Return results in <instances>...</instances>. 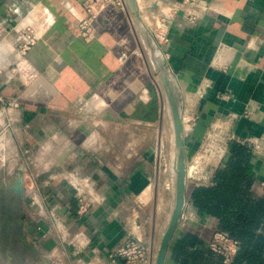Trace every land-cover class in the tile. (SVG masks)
Returning <instances> with one entry per match:
<instances>
[{"label":"crops","instance_id":"crops-1","mask_svg":"<svg viewBox=\"0 0 264 264\" xmlns=\"http://www.w3.org/2000/svg\"><path fill=\"white\" fill-rule=\"evenodd\" d=\"M84 1L0 0V204H12L0 207V264L14 261V235L34 264H126L110 253L127 240L147 248L137 264H156L176 204L173 164L161 159L163 76L183 91L188 175L205 146L210 160L240 143L264 182V0H205L206 12L183 0H126L97 15L90 41L78 35ZM174 4L159 46L148 19ZM28 27L37 42L22 55ZM188 180L166 264H180L174 251L186 233L208 252L216 231L189 197L211 179Z\"/></svg>","mask_w":264,"mask_h":264},{"label":"trees","instance_id":"trees-1","mask_svg":"<svg viewBox=\"0 0 264 264\" xmlns=\"http://www.w3.org/2000/svg\"><path fill=\"white\" fill-rule=\"evenodd\" d=\"M254 153L232 143L209 184L192 187L193 206L216 223V232L240 242L232 264H264V189L252 174ZM174 251L180 264H224L221 256L196 247L202 239L186 233Z\"/></svg>","mask_w":264,"mask_h":264},{"label":"built area","instance_id":"built-area-1","mask_svg":"<svg viewBox=\"0 0 264 264\" xmlns=\"http://www.w3.org/2000/svg\"><path fill=\"white\" fill-rule=\"evenodd\" d=\"M153 2L159 5L160 0H153ZM125 3L126 0H85L83 4L87 15L79 19L78 35L86 41L92 40L95 35L94 22L97 15L112 4L124 7ZM182 5H192L196 8V11L199 12H206L210 7L205 0H183ZM179 6V4L168 6L159 20L153 21L152 23L149 22L152 36L159 46L169 42V28L172 15L178 12ZM191 18L196 19L197 15L191 14ZM21 40L18 49L19 52L24 55L37 42L35 29L32 27L26 28L22 33ZM208 148L207 146L206 155L204 157L208 155ZM221 157H225L223 153L219 155V159ZM262 188L264 189V182L262 183ZM79 212L82 215L88 212V204L82 196H79ZM209 248L212 252L223 258L224 264H232L234 257L240 250V242L230 238L224 233L216 232L209 244ZM146 256L147 248L138 240H127L110 253V257L113 260H123L126 264H137L140 261H145Z\"/></svg>","mask_w":264,"mask_h":264},{"label":"rangeland","instance_id":"rangeland-1","mask_svg":"<svg viewBox=\"0 0 264 264\" xmlns=\"http://www.w3.org/2000/svg\"><path fill=\"white\" fill-rule=\"evenodd\" d=\"M148 22L152 23L153 21H150V19H148ZM154 58L156 59L157 57ZM168 86L169 89L166 88ZM162 93H163L164 107H165L164 114L167 118L168 126L164 128L165 138L163 139V152L161 159L164 162V164H169V166L170 164H173V175L176 179L179 148L176 143V135H175L174 107L178 108L181 116V112L184 105L182 100L183 91L181 90V88L179 87L177 88V86L174 85L170 77L163 76ZM183 129H184V125H183ZM206 149L207 146H205V148L202 149V151L197 153L194 156L193 162L191 163L194 164V166H196L191 169L189 174L190 180L192 182L193 181L199 183L208 182L211 179V171L216 167V165L219 162V154L214 158H210V160L206 159L207 157H204L206 155ZM220 155H222V153ZM169 173L170 171L167 174ZM0 207L2 208V210L8 211L12 207V204H0ZM16 207H18V204L14 203V209H16ZM20 226L23 225L20 224ZM8 239L9 236L7 237V240ZM14 239H15L14 261L12 260L13 259L12 256L8 255L6 256V258L4 257V260H7V262L6 263L4 262V264H34V262H32L29 258L26 257L25 252L28 249V247L24 242L25 241L24 238H21V235L20 236L14 235ZM18 247H20L21 250ZM35 264H40V260L39 261L36 260Z\"/></svg>","mask_w":264,"mask_h":264},{"label":"water","instance_id":"water-1","mask_svg":"<svg viewBox=\"0 0 264 264\" xmlns=\"http://www.w3.org/2000/svg\"><path fill=\"white\" fill-rule=\"evenodd\" d=\"M174 123L176 143L179 148V158L177 164L176 178V204L169 223V226L163 236L156 264H166L170 245L175 237V234L182 223L184 212L187 207V190L189 187L186 152L183 137V122L178 108L174 107ZM22 181H18L17 189L21 191Z\"/></svg>","mask_w":264,"mask_h":264},{"label":"bare ground","instance_id":"bare-ground-1","mask_svg":"<svg viewBox=\"0 0 264 264\" xmlns=\"http://www.w3.org/2000/svg\"><path fill=\"white\" fill-rule=\"evenodd\" d=\"M189 176V175H188Z\"/></svg>","mask_w":264,"mask_h":264}]
</instances>
